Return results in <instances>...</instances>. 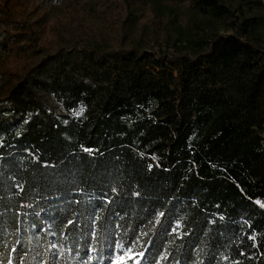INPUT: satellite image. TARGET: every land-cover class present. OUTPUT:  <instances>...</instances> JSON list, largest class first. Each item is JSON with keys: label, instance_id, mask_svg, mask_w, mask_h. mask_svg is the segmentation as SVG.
Segmentation results:
<instances>
[{"label": "trees", "instance_id": "1", "mask_svg": "<svg viewBox=\"0 0 264 264\" xmlns=\"http://www.w3.org/2000/svg\"><path fill=\"white\" fill-rule=\"evenodd\" d=\"M0 54V264H264V0H0Z\"/></svg>", "mask_w": 264, "mask_h": 264}, {"label": "rangeland", "instance_id": "2", "mask_svg": "<svg viewBox=\"0 0 264 264\" xmlns=\"http://www.w3.org/2000/svg\"><path fill=\"white\" fill-rule=\"evenodd\" d=\"M64 15V14H63ZM62 15V16H63ZM194 16H191L192 18V21H193V18ZM91 24L92 26L98 31H105L106 30V23H104L103 21L101 20H97L95 18H91ZM6 62V58L5 56L1 55L0 54V69L2 68L3 64ZM129 260L131 261H134L136 259L133 258V256L131 255H128V257L124 258V257H120L116 260V263L115 264H131L132 262H129Z\"/></svg>", "mask_w": 264, "mask_h": 264}]
</instances>
